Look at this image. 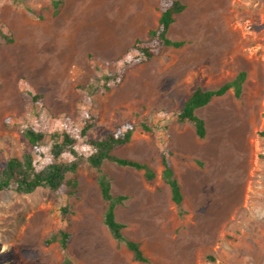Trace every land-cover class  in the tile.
Here are the masks:
<instances>
[{"label": "rangeland", "instance_id": "374dc122", "mask_svg": "<svg viewBox=\"0 0 264 264\" xmlns=\"http://www.w3.org/2000/svg\"><path fill=\"white\" fill-rule=\"evenodd\" d=\"M156 1L64 0L56 11L51 0H0V169L27 151L41 167L49 161L48 142L39 143L40 155L27 128L66 129L87 154L79 127L92 113L89 137L133 122L131 141L113 152L157 172L148 182L141 169L103 165L112 192L127 196L116 217L150 263L134 260L110 234L98 170L84 161L69 174L78 182L73 192L0 191V264H60L65 256L76 264H264V0H182L186 8L169 36L184 44L107 86L102 76L135 55V39L156 25ZM241 70V96L230 88L196 109L206 121L204 137L178 121L194 87H217ZM165 145L181 207L161 177ZM59 228L71 233L66 248L47 241Z\"/></svg>", "mask_w": 264, "mask_h": 264}, {"label": "trees", "instance_id": "16d2710c", "mask_svg": "<svg viewBox=\"0 0 264 264\" xmlns=\"http://www.w3.org/2000/svg\"><path fill=\"white\" fill-rule=\"evenodd\" d=\"M64 0H51L56 8L62 6ZM186 8L182 0H157L158 11L157 23L150 28L146 37L136 38L131 49L135 55L123 60L122 65L114 72L102 76L104 84L111 83L119 85L127 76V73L140 61L150 59L162 53L166 47H180L184 44L182 39H173L169 36L171 24L175 21L176 15ZM246 79V72L241 70L237 75L217 87L203 88L200 85L194 87L191 93L185 98L181 107L176 113L180 122L190 123L199 137H204L207 132L206 121L196 113V109L209 103L213 97L225 94L233 88L235 96H241L243 84ZM107 85V84H106ZM108 86V85H107ZM34 98L41 97L34 95ZM97 120L95 114L89 113L79 127V135L89 146V152L84 154L75 148L76 136L66 129H57L52 132L39 131L27 128L25 135L36 149V152L43 155L39 149L41 141H47V153L49 161L39 166L36 155L32 152H25L21 156L10 157L0 169V191L14 189L20 192L30 193L37 187H47L55 192H73L77 188L75 174L79 166L87 161L97 168V185L101 197L105 203L102 220L112 237L123 243L132 253L134 260L150 263V258L143 251L141 242L128 237L124 233V223L116 217V207L126 199L125 194H114L109 173L103 168L106 161L114 162L121 166H128L143 170L144 177L148 182H153L157 176L156 170L146 161L123 157L113 152L114 148L131 141L135 124L126 121L115 130L108 131L101 138L88 136V131ZM144 129H149L145 123L141 124ZM172 150L164 146L161 150V177L169 186L171 198L174 203L181 207L183 193L178 181L176 171L171 160ZM65 208H63L64 210ZM71 233L65 228L55 229L47 238L48 242L59 240L62 247L68 246ZM60 264H76L72 258L65 256Z\"/></svg>", "mask_w": 264, "mask_h": 264}, {"label": "crops", "instance_id": "0c3cea01", "mask_svg": "<svg viewBox=\"0 0 264 264\" xmlns=\"http://www.w3.org/2000/svg\"><path fill=\"white\" fill-rule=\"evenodd\" d=\"M173 164V163H172ZM144 174V173H143Z\"/></svg>", "mask_w": 264, "mask_h": 264}]
</instances>
